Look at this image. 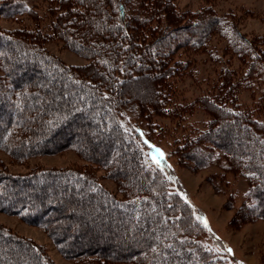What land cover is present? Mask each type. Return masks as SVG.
I'll return each mask as SVG.
<instances>
[{
  "label": "trees",
  "instance_id": "trees-1",
  "mask_svg": "<svg viewBox=\"0 0 264 264\" xmlns=\"http://www.w3.org/2000/svg\"><path fill=\"white\" fill-rule=\"evenodd\" d=\"M56 2L50 33L0 27V153L22 163L73 149L122 197L87 168L14 175L0 159V212L42 228L79 264H230L231 256L204 243L214 232L164 155H153L160 149L142 127L133 131L120 119L131 109L180 126L205 111L202 126H180L189 134L178 143V161L204 168L217 154L222 174L249 184L231 224L264 221V38L257 45L209 8L180 14L175 0ZM24 13L37 17L20 3H0V19ZM214 34L244 65L242 75L224 68L215 93L169 107L174 79L188 65L179 52L203 53ZM51 38L89 63L66 65L45 48ZM144 150L163 164L149 165ZM0 264L55 263L44 247L0 226Z\"/></svg>",
  "mask_w": 264,
  "mask_h": 264
},
{
  "label": "rangeland",
  "instance_id": "rangeland-1",
  "mask_svg": "<svg viewBox=\"0 0 264 264\" xmlns=\"http://www.w3.org/2000/svg\"><path fill=\"white\" fill-rule=\"evenodd\" d=\"M3 1L20 3L37 15L34 17L24 13L14 19H0V27L6 30L23 27L33 29L39 25L41 29L47 26L46 33H48L50 31L48 24L59 12L54 10L58 0H0V3ZM175 5L180 14L195 13L203 8H209L217 15L227 17L229 23H233L241 34L257 45L264 38V0H175ZM226 45L225 38L214 34L203 53L192 50L179 52L178 57L188 65L186 72L182 73L180 78L174 79V97L169 107L190 105L206 93H215L213 83L220 79L219 74L224 68L236 70V77L242 75L244 65L237 57L226 52ZM45 48L66 65L84 66L89 63L87 59L76 54L57 39H49ZM261 88L259 87L258 90ZM242 101L245 102V107L250 106L247 94L242 95ZM169 107L168 110H170ZM171 118L173 117L147 121L138 111L130 109L121 114L120 121L126 128L133 131L136 126L142 127L147 139H151L155 147L160 149V153L155 151L153 155L163 154L168 166L174 168L178 179L187 189L190 199L202 212L206 225L208 224L214 232V238L208 235L204 238L207 246L224 253L227 258L231 256L230 264H264V221L245 223L241 227L231 224L236 209L242 205L245 194L249 190L248 182L233 174H222L217 154L204 168L194 167L192 163L182 164L176 157L178 143L182 142L185 134H189L183 133L180 126L184 128L189 122L202 126L210 116L203 110H195L192 116L183 118L185 122L180 126L177 124L178 120ZM144 155L148 164L153 167L163 164L146 150ZM0 159L8 171L14 175H24L43 168H87L93 171L94 176L104 188L116 194L117 198L122 197L116 184L107 179L103 169L86 162L73 149L35 156L22 163L14 162L4 153H0ZM0 226L44 247L55 264H79L77 260L64 257L53 239L42 228L29 224L16 215L0 212ZM99 230L104 229L99 228Z\"/></svg>",
  "mask_w": 264,
  "mask_h": 264
}]
</instances>
